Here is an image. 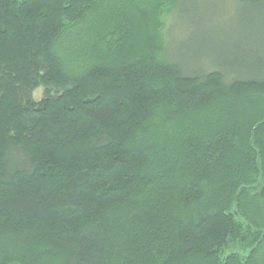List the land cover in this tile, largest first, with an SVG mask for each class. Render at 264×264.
<instances>
[{"label":"trees","instance_id":"1","mask_svg":"<svg viewBox=\"0 0 264 264\" xmlns=\"http://www.w3.org/2000/svg\"><path fill=\"white\" fill-rule=\"evenodd\" d=\"M177 1L0 0V264H264V59L185 74Z\"/></svg>","mask_w":264,"mask_h":264},{"label":"rangeland","instance_id":"2","mask_svg":"<svg viewBox=\"0 0 264 264\" xmlns=\"http://www.w3.org/2000/svg\"><path fill=\"white\" fill-rule=\"evenodd\" d=\"M165 56L185 74L252 73L264 59V4L242 0H178L166 16ZM236 72V73H235ZM44 88L34 91L43 98Z\"/></svg>","mask_w":264,"mask_h":264}]
</instances>
